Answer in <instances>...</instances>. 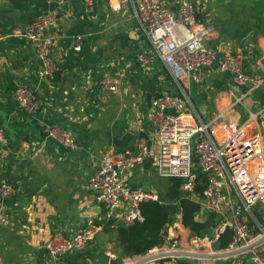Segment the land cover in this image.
<instances>
[{
	"label": "crops",
	"instance_id": "0c3cea01",
	"mask_svg": "<svg viewBox=\"0 0 264 264\" xmlns=\"http://www.w3.org/2000/svg\"><path fill=\"white\" fill-rule=\"evenodd\" d=\"M63 1L60 6L56 1L27 0L16 8L9 0H0V127L5 131L0 184L8 181L17 189L13 198L0 199V209L10 218V224L0 228V264H110L114 249L121 256L122 228L117 222L126 210L122 207L109 217L88 182L104 158L131 146L137 151L138 143L146 142L141 138L148 135L154 156L122 181L158 194L149 182L158 155L148 120L149 96L182 98L181 85L155 54L132 8L114 13L111 5L116 0ZM193 1L198 22L213 27L206 47L215 57L205 68L204 84L186 83L185 113L198 124L220 115L243 123L251 110L257 126L250 133L264 136V87L247 100L248 110L234 104V95L243 90L229 73L219 70L222 57L230 53L244 57L246 72L264 76V0ZM8 13L17 14L19 22L1 17ZM48 14L57 17L48 30L54 41L51 58L60 68L54 77L46 74L33 44L14 35L17 27ZM77 35L83 36L81 52L73 49ZM141 52L155 56L149 70L137 64ZM104 73L118 80L117 93L100 88ZM23 85L39 99L41 109L34 116L23 112L15 100L16 88ZM46 125L72 131L76 147L67 149L48 138ZM126 134L134 136L130 144L124 142ZM86 228L96 229L87 250L68 253L59 262L49 256L46 245L55 231L73 236Z\"/></svg>",
	"mask_w": 264,
	"mask_h": 264
},
{
	"label": "built area",
	"instance_id": "2783aa9c",
	"mask_svg": "<svg viewBox=\"0 0 264 264\" xmlns=\"http://www.w3.org/2000/svg\"><path fill=\"white\" fill-rule=\"evenodd\" d=\"M48 1H56L60 6L64 4L63 0ZM174 5L177 10L173 9ZM128 8H132L155 54L166 64L182 89V98L171 95L154 97L148 111V120L154 128L153 140L158 146V174L162 178L182 180V191L191 194L200 206L195 220L208 222L204 230L212 228V233L193 236L189 228L180 229V215L169 226L171 233L161 245L142 254L124 257L111 254L110 260L121 258L122 264H218L219 261L246 264L248 260L264 264V213L255 211L264 204V136L261 132L250 133L257 126V115L251 112L242 124L224 115L217 116L208 124H198L192 115L185 113L189 103L186 83L204 84L207 80L205 68L214 61L215 52L206 47L213 27L198 22L193 0H172L171 3L164 0H116L111 5L114 13ZM56 23V15L48 14L14 31L16 37L33 44L43 69L50 77L60 69L51 58L54 41L48 35V30ZM82 40V35L74 38L75 52L82 51ZM154 59L153 54L141 52L136 61L145 71L151 68ZM244 61L242 55L225 54L219 70L229 73L232 81L240 86L239 90L248 88L242 94L234 95V104L249 108L247 100L254 91L264 87V76L246 72ZM99 86L112 93L119 91L118 80L109 73L102 75ZM15 100L28 115L34 116L41 109L37 94L30 87H17ZM44 131L48 138L63 147H76L77 139L72 131L50 125H46ZM4 140L5 131L0 127V147ZM193 155L198 162H193ZM153 156V149L141 141L137 145L136 156L127 150L104 158L88 182L96 200L106 205L109 217L125 208L121 219L128 227L143 221L141 205L144 202H160V197L156 192L123 183L122 177ZM2 164L0 155V171ZM200 174L206 176L204 184ZM200 184L204 186L203 192L196 195ZM16 193L12 183L4 181L0 184L2 201L13 198ZM9 224V216L0 209V228ZM227 232L233 234L232 240L216 250L215 244L221 242ZM95 235L94 228L80 230L73 236L57 230L49 239L46 250L59 262L68 253L87 250Z\"/></svg>",
	"mask_w": 264,
	"mask_h": 264
},
{
	"label": "trees",
	"instance_id": "16d2710c",
	"mask_svg": "<svg viewBox=\"0 0 264 264\" xmlns=\"http://www.w3.org/2000/svg\"><path fill=\"white\" fill-rule=\"evenodd\" d=\"M11 5L20 8L27 0H9ZM201 182L204 184L206 176L200 174ZM203 185H198L195 194L201 195ZM143 215L142 222H136L128 229L119 230V248L121 257L142 254L161 245L165 238L162 231L166 225H171L178 215L182 216V223L186 228L196 233H201L207 223H200L195 216L200 211V206L195 202L191 194L182 191V180L170 179L169 186L163 194L160 202L147 201L141 205ZM231 232L225 233L221 242L225 247L232 240Z\"/></svg>",
	"mask_w": 264,
	"mask_h": 264
},
{
	"label": "water",
	"instance_id": "95a60500",
	"mask_svg": "<svg viewBox=\"0 0 264 264\" xmlns=\"http://www.w3.org/2000/svg\"><path fill=\"white\" fill-rule=\"evenodd\" d=\"M2 18L8 20L9 22L11 23H18L19 22V16L15 13H8V14H2L1 15ZM220 58L219 54L216 56V60L218 61ZM236 86L239 88L240 86L236 84ZM242 90L245 92L248 90L247 87H243ZM151 101H152V95L149 96V106H151ZM134 139V136H131L130 134H126L125 135V138H124V142L127 143V144H130L132 142V140ZM141 139H144L147 143V146L149 149L152 148V145H153V142L152 140L149 138L148 135H145L143 138ZM131 150L133 151V155L136 156L137 155V151H136V147L135 146H131ZM193 162H198L197 158L195 155H193ZM184 183H186L187 181L186 180H183ZM179 217H181L179 215ZM117 226L119 228H122V229H128V226H126L124 224V222L122 220L118 221L117 222ZM212 233V228L210 229H205L201 232V235L204 236L206 234H211ZM192 235H196V232H193ZM162 236L163 238H167L169 236V225H166L162 231ZM214 248L216 250H220L222 248V243L221 242H218L217 244H215ZM110 264H122V259L119 258L118 260H114L112 261ZM246 264H255L252 260H248L246 262Z\"/></svg>",
	"mask_w": 264,
	"mask_h": 264
},
{
	"label": "rangeland",
	"instance_id": "374dc122",
	"mask_svg": "<svg viewBox=\"0 0 264 264\" xmlns=\"http://www.w3.org/2000/svg\"><path fill=\"white\" fill-rule=\"evenodd\" d=\"M244 107V106H243ZM245 108V107H244ZM249 110V108H247ZM250 113H251V110H249ZM249 113V114H250ZM233 120V119H232ZM235 122H237L236 120H233ZM239 123V122H237ZM244 123V122H243ZM242 124V123H240ZM150 178H149V182L153 185V187L158 191V195L160 197V200H162L163 198V194L165 193L168 185H169V182H170V179H166V178H162L159 176L158 174V171L156 169H153L151 172H150ZM161 193V194H160ZM263 206L264 204H260L257 208H255V211L258 212V213H264V209H263ZM179 217V215L177 216V218ZM177 221V219L175 220ZM170 226V225H169ZM180 229H187L183 223H182V219H181V226H180ZM177 234H180V232H178ZM113 249H114V246H113ZM115 252H113L114 254H116L118 256L119 252H117L115 249H114ZM120 257V256H118ZM218 264H225V262L223 261H219Z\"/></svg>",
	"mask_w": 264,
	"mask_h": 264
}]
</instances>
